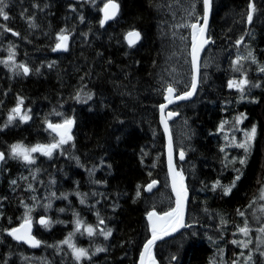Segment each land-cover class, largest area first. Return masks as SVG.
Wrapping results in <instances>:
<instances>
[{
    "label": "trees",
    "instance_id": "trees-1",
    "mask_svg": "<svg viewBox=\"0 0 264 264\" xmlns=\"http://www.w3.org/2000/svg\"><path fill=\"white\" fill-rule=\"evenodd\" d=\"M105 1L6 0L8 18L0 17V26L12 31L0 28V151L5 154L0 166V197L5 198L0 200V264H137L150 237L146 212L164 211L173 204L161 195L167 190V175L158 123L163 90L156 75L163 62V15L156 0H115L118 15L101 26ZM250 3L253 12L248 22ZM132 29L140 32L141 39L128 46L124 34ZM211 32L214 51L231 46L216 64L222 69L212 71L214 79L203 95L200 90V104L176 108V121L187 117L192 129L190 150L177 169L186 175L187 220L195 225L155 245L157 264H264V243L258 247L256 237L264 217L253 210L252 202L264 180V71L260 70L264 68V0H212ZM58 33L68 37L64 50L56 47ZM237 40L241 41L235 46ZM10 44L14 62L26 65L27 75L6 66L13 63L7 60ZM235 68L252 87L238 99L227 88ZM18 97L28 119L8 123ZM238 115L241 130L256 125L244 165L239 158L245 153L234 147L240 138L231 127ZM69 118L72 139L51 155L38 154L33 163L9 155V146L16 142L27 147L54 142L46 123ZM172 132L177 143L176 130ZM235 169L242 174L225 195L222 185H231L238 175ZM152 180L160 186L148 195L144 187ZM217 180L220 184L213 189ZM24 205L31 208V219L47 218V226L33 228L41 242L37 248L14 241L4 231L22 222ZM76 220L81 222L80 231L91 225L96 234L84 238L77 233L75 244L89 253L80 261L59 243ZM245 220L253 241L242 248L233 241ZM108 229L106 238L97 235Z\"/></svg>",
    "mask_w": 264,
    "mask_h": 264
},
{
    "label": "snow or ice",
    "instance_id": "snow-or-ice-1",
    "mask_svg": "<svg viewBox=\"0 0 264 264\" xmlns=\"http://www.w3.org/2000/svg\"><path fill=\"white\" fill-rule=\"evenodd\" d=\"M209 0H204V9H203V20H204V25L199 24L198 22H193L190 24H186V26L188 28L191 29V43H190V56H191V61H190V65H191V88L187 91H184L183 93H181L180 95H176L175 97H172V93L175 91V89L172 87V85H169L168 88L166 89L167 95L165 96V100L167 103H172L173 99L175 100H181V99H187L188 97L192 96L193 91L196 89L197 87V82H198V74H199V63H198V59H199V55H200V51L201 49L204 47L205 44L208 43V41L211 39V37H205V25L207 24L208 21V13H209ZM69 7L71 8L72 6L69 5ZM6 8V0H0V17H4L5 19L8 18V13L5 11ZM119 5L115 2V0H107V2L104 4L103 8L101 9V11L103 12V18L99 21L100 25L103 26L105 21L115 17L117 15V11H118ZM191 11H189L187 13V15L189 17H192L195 13V4H191L190 5ZM252 5L251 3L249 4V11H248V19L249 21L252 19ZM81 19H83V17H81ZM28 21L30 26L34 27V23L32 22V18L28 17ZM181 25H177V27H180ZM0 28H4L5 31L11 32L12 29H8L4 26H0ZM64 30L61 29V32H63ZM14 35H19V33H13ZM58 35V39L64 41L65 43H58L56 45L57 48H62L66 46V41L68 39L67 35H60L59 33ZM124 39L128 42L129 46L134 45L138 40L141 39V34L139 31L132 29L130 31H128L127 33H125L124 35ZM183 39V38H182ZM237 44L240 43V40L236 41ZM14 46L13 45H9V57L7 58V60L9 61H13V63H11V65H8L6 62V66H9L10 68H14L17 71H19V69H23V72L25 74H27L29 72V68L24 65L23 63H20L19 65H17L14 62V51H13ZM248 56L253 60V62H255V57L252 55L251 52L248 53ZM240 57H237V60H239ZM236 61H233V64H235ZM261 71H264V68L260 69ZM36 71H39V68L36 69ZM248 81L246 79H241L239 81V83L234 84L233 81H229L228 82V86L230 88L232 87H236V88H240L242 90V86L247 84ZM86 95L88 96V98H91V93H86ZM80 97V92L78 91L76 94V98L79 99ZM243 98V97H242ZM22 103V98L18 97L17 98V104L16 106L10 110V114L8 116V123H11V121L13 120V113H15V115L20 116L21 120H27L28 116L26 115H21L20 114V104ZM160 110H161V115H160V123L164 125V130L165 133L167 134L168 132V124H167V118L164 115V109H165V104H161L160 106ZM177 115V113L174 112H169L168 113V117ZM243 115V114H241ZM239 122V118H237V123ZM72 119H67L65 120L62 124L60 125H52L49 124V127L52 128L54 131L57 132V134L60 136V139L58 141H56L55 143L52 144H48V145H40V144H36L32 147H27L25 145H23L20 142H16L13 143L9 146V155L12 158H16V159H21L25 162L28 163H32L35 159V157L32 155V153H35L37 151L42 152L44 155H51L52 154V150L54 148L60 147L62 144L66 143L67 141L71 140L72 137L69 134V130L72 126ZM256 134V125L253 124L251 126V129L247 132H245V140L240 142L238 147L243 148L244 152H245V156L244 157H240L239 158V163L241 165H244L246 163V156L249 152L250 146H251V142L254 139ZM172 141L171 138L169 137V141H168V152H169V159H168V163H169V176L171 178V187H172V192L174 193L175 196V200L174 203L169 206L167 208V210L164 211H157L155 208H153L152 210L146 212V216H147V221H148V228L149 231L151 233V236L146 239V241L143 244V248L140 251V260H139V264H157V261L153 255L152 252V247L153 244L161 239L164 236H168L171 233H174L177 231L178 228L184 227V216H185V207H186V202L188 200V188L185 185V177L182 171H176L173 166H172ZM5 157V154L3 152H0V160H3ZM180 158L183 159L184 158V153L183 151H181L180 153ZM234 160L236 158H233ZM77 163H79V160L77 158ZM235 171L238 173V175H236L233 178V181L231 183L230 186H224L223 187V191L225 195H228L231 191V188L235 186L236 181H238L240 179V176L242 173H240L239 169H235ZM12 184H15V181L11 182ZM157 183V181L153 180L151 181V184H149L147 187L150 190L152 185H155ZM220 184V181L217 180L213 183L212 187L213 189H215L217 187V185ZM29 187H31L29 185ZM261 194L262 196H264V188L261 189ZM63 195V194H62ZM77 195H80L79 193H77ZM136 195L139 196L140 195V191H139V185L137 186V192ZM5 198L0 197V200H3ZM35 199V198H34ZM81 203H84V200L81 199L80 201ZM23 203V202H21ZM50 205H45V207L47 208ZM0 207H2V205H0ZM25 207V211L22 217V222L19 224L18 227L15 228H11V229H4L5 232H8L11 236H13L16 240L18 241H25L29 244L32 245H38L39 243H41L40 241L36 240L35 237H33L30 232H31V227H32V222H31V217H30V212H31V208H29L27 205H24ZM261 210L264 211V205H261ZM59 211H63V209H60ZM3 213L0 212V215H2ZM238 214L243 216L244 213L239 212ZM74 216L76 215L75 213L73 214ZM102 222V221H101ZM40 223L41 224H45L46 225V221L44 217L40 218ZM74 223L76 224V229H79L81 222L79 220L74 221ZM221 223H225V221L222 219ZM47 226V225H46ZM90 235L93 231L92 226L89 225L86 227L85 229ZM237 230L241 233H243L245 236L248 235V227H247V220H245V227H238ZM258 233H264V225H261L260 228L257 229ZM111 233V229H108L106 232H103V234L105 235V237H107L109 234ZM71 236L72 233H69V235L67 237H65V239L63 241H60L59 243L61 244H68V247L72 249V255L74 256L76 261H80L82 257H87L89 255L88 251L83 249V248H77L72 242H71ZM233 243H238L237 241H233ZM240 246L243 247H247L248 246V241H243V242H239ZM261 243H264V237L258 235L257 236V246L259 247V245ZM103 249L97 248L96 251H102ZM251 255V253H249V256ZM262 255H264V253H262ZM173 260L176 259L175 256L172 257ZM247 259V258H246ZM233 264H235V261H233Z\"/></svg>",
    "mask_w": 264,
    "mask_h": 264
},
{
    "label": "rangeland",
    "instance_id": "rangeland-1",
    "mask_svg": "<svg viewBox=\"0 0 264 264\" xmlns=\"http://www.w3.org/2000/svg\"><path fill=\"white\" fill-rule=\"evenodd\" d=\"M156 2H157L156 4L157 8L161 11V14L163 15V23L160 27L161 28L160 34H161V37L164 38L165 40V43H163L164 44L163 59H162L163 62H162L160 69L157 72L156 80H157V83L159 85L161 84L163 88H165L166 86L172 85L177 91H182L183 89H187L190 83V66H189V57H188L189 28L186 26V24H190V23L197 22V21L200 22L202 13H201V9L198 7L201 4V0H156ZM193 3L195 4L196 10H195L194 15L192 17H189L187 13L191 11L190 5ZM177 25H181V26L177 27ZM210 36H211V33H210ZM59 42L60 40H58L57 43ZM239 44H236L235 46H238ZM230 47L231 46L221 48L222 50L221 52L214 51L213 49H207L205 51L202 61H201V72H200V85H202V89H203L202 95L204 94V91L207 88H209L210 83L214 79L212 78V71L215 72V71H219L220 69H222V68H216V64L220 63L219 61H222L226 57L227 55L226 52L229 51ZM222 63L220 65H222ZM241 79L248 80L245 75L243 76L239 75L237 77L233 76L230 80L233 81L234 84H236V83H239ZM244 86L250 87V84L247 83L243 85L242 88H244ZM227 88L232 90V92L240 89L236 87L230 88L228 86V83H227ZM199 94H201V91ZM196 105H191L190 107H194ZM12 115H13V120L11 122H13L16 118L20 122L26 121V120H21L20 116H16L14 115V113ZM22 115L27 116V113L23 112ZM237 118H239V122L237 123V119H236L231 127L235 130V133H237L240 140H237V142L234 144V147L244 152V149L238 147V145L240 142L245 140V131L239 128V125L242 122V117H237ZM186 122L187 123L190 122L189 118L187 117L185 118V120L182 119L179 121H175L171 125L172 128L176 130V135L178 136L177 143H175V146L178 150L180 151L182 150L185 153H187L191 147L190 141H189L190 140V131H189L190 125L188 127V124ZM238 129H240L241 131H239ZM58 140L59 139L56 138L54 142H50L48 144L55 143ZM68 142L69 141H67L66 143L62 145H65ZM48 144H42V145H48ZM61 146L54 148L52 150V153L56 151L57 149H60ZM38 154H39L38 152L32 153V155L35 157L34 161L36 160ZM39 155H44V154L41 152ZM45 156H49V155H45ZM191 164H192L191 161H189L188 164H186V166H189V168H187L188 170L191 169L190 167ZM184 177H185V182H186L185 174H184ZM262 188H264V180L261 184L260 189L258 188L259 191L256 193L254 200L252 202H254L253 210L256 211L257 214H260L261 217H264V211L261 210V205H264V196H262L261 194ZM167 190H168V184H167ZM167 190H163L161 195L164 197L165 196L169 197L173 201V198L169 190L168 191ZM241 227H245V225ZM85 229L86 227H83L81 228V231H80V228L76 229V224H74V227L72 228V231L70 232L72 233L71 242L77 248H81L75 244V238L77 236V233L80 232L84 238H90L96 235L95 229L93 227H92L93 231L91 235ZM248 229L249 231H248L247 236H245L243 233L236 230L235 234H236V241L238 242L237 244L240 245L239 242H243V241H248V243L253 241L252 230L249 227ZM103 232L105 231H101L97 235L100 236L101 238H106ZM258 235H262L264 237L263 233L256 232V237ZM66 245L68 246V244ZM70 250L72 252L71 248ZM82 258H85V257H82ZM244 260L247 262L248 259L244 258Z\"/></svg>",
    "mask_w": 264,
    "mask_h": 264
},
{
    "label": "water",
    "instance_id": "water-1",
    "mask_svg": "<svg viewBox=\"0 0 264 264\" xmlns=\"http://www.w3.org/2000/svg\"><path fill=\"white\" fill-rule=\"evenodd\" d=\"M251 5H252V4H251ZM208 7H209L208 21H207V24L205 25V29H206V30H205V37H206V38H207V28H208V26H209L210 19H211V0H209ZM203 8H204V0H203ZM251 10H252V9H251ZM117 13H118V11H117ZM103 15H104V14H103V12L101 11V19L103 18ZM112 19H114V17H112V18L106 20L103 26H105L106 24H108ZM202 25H204V20L202 21ZM190 32H191V30H190ZM138 41H139V40H138ZM138 41H137V42H138ZM125 42L128 44V42H127L126 40H125ZM137 42H136V43H137ZM60 43H65V42L62 41V40H60ZM136 43H135V44H136ZM211 43H212V41L209 40L208 43L205 44L204 47H203V48L201 49V51H200V55H199V59H198V63H199L198 82H197V87H196V89L193 91L192 96L188 97L187 99H181V100H175V99H173L172 103H167L166 100H165V96L167 95L166 89H167L168 87L164 90V97H163L164 102H163L162 104H165L164 115H165V117L167 118V124H168V132H167V134L165 133L164 125L160 123V115H161L160 107H159V111H158V122H159V126H160V128H161V130H162V132H163L164 140H165V167H166L167 178H168V186H169L170 194H171V196H172V198H173V203H174V200H175V196H174V193L172 192L171 178H170V176H169V163H168L169 152H168V141H169V137H170V138H171V141H172V146H173V147H172V166H173V168L177 171V167H176V163H175L176 159H175V154H174V142H173V136H172V132H171V128H170V122H171L173 119H175V118L178 117V113H177V112H174V113H177V115H174V116L168 117V113H169V112H173V111H171L169 108L172 107L173 105L178 104V103L191 101V100L195 97L196 92H197V89H198V86H199V78H200V61H201L202 53L204 52V50H205V49H206ZM132 46H133V45H132ZM64 48H65V47L58 48V49H59V50H63ZM189 58H190V61H191L190 47H189ZM24 74H25V73H24ZM27 74H28V73H27ZM27 74H25V75H27ZM172 87H173V86H172ZM173 88H174V87H173ZM190 88H191V86H190ZM190 88H189V89H190ZM174 89H175V88H174ZM171 95H172V97H175V96L177 95V91H176V89H175V91H174ZM178 95H180V94H178ZM22 110H23V107L20 106V113H21ZM50 124H52V125H60V124H53V123H50ZM61 124H62V123H61ZM47 127H48V129H49L54 135H56L58 138H60V136L57 134V132L54 131L52 128L49 127V124H48ZM71 127H72V126H71ZM70 129H71V128H70ZM69 131H70V130H69ZM0 152H1V151H0ZM180 153H181V152H179V153L177 154V159H178L179 161H183V160L185 159V154H184V158L181 159V158H180ZM3 160H4V159H3ZM3 160H0V165H1V163L3 162ZM152 181H153V180H152ZM155 181H157V180H155ZM184 182H185V181H184ZM149 184H151V182H149V183L145 186V188H144L145 193L148 194V195L154 193V192L159 188V186H160V183L157 181V183H156L155 185H152L151 189L149 190L148 187H147ZM185 185L187 186L186 183H185ZM187 188H188V187H187ZM188 201H189V189H188V200H187V202H186L185 216H184V225H185V226H184V227H181V228H178L176 232L171 233V234H169L168 236H164V237H162L161 239L157 240V241L153 244V247H152V252H153L154 257H155V254H154V247H155V245H156L157 243H159V242H161V241H164V240L171 239V238L177 236L178 234H180L181 232H183L184 230H188V229L193 225V223H188V222H187ZM151 210H152V209H151ZM149 211H150V210H149ZM40 218H41V217H40ZM40 218L37 219V223H38V225H43V224L40 223ZM145 219H146V222H147V225H148V221H147V216H146V215H145ZM45 220H46V219H45ZM17 227H18V226H17ZM148 229H149V228H148ZM149 232H150V231H149ZM30 234L33 236V234H32V227H31V232H30ZM150 236H151V233H150ZM11 237H12L15 241H17V242H19V243H21V244H24L25 246H27V247H29V248H37V247L39 246V244H38V245H32V244H29V243H27V242H25V241H18V240H16L13 236H11ZM33 237H34V236H33ZM35 239L37 240V238H35ZM142 248H143V247H142ZM155 259H156V258H155ZM139 260H140V255H139V257H138L137 264H139ZM156 261H157V260H156Z\"/></svg>",
    "mask_w": 264,
    "mask_h": 264
},
{
    "label": "bare ground",
    "instance_id": "bare-ground-1",
    "mask_svg": "<svg viewBox=\"0 0 264 264\" xmlns=\"http://www.w3.org/2000/svg\"><path fill=\"white\" fill-rule=\"evenodd\" d=\"M107 1H105L104 2V4L106 3ZM116 2V1H115ZM117 4H118V2H116ZM104 4L102 5V7H101V9L103 8V6H104ZM156 4H157V2H156ZM253 4V3H252ZM119 5V4H118ZM256 7V6H255ZM198 8H200L201 9V13H202V16H201V20H200V22L199 21H197L199 24H201L202 25V21H203V0H201V4L199 5V7ZM119 9L120 8H118V13H119ZM200 11V10H199ZM118 13H117V15H118ZM100 14H101V10H100ZM116 15V16H117ZM116 16L114 17V19L116 18ZM211 17H212V0H211ZM114 19H112V20H114ZM100 20H101V16H100ZM111 20V21H112ZM247 20H248V22H249V19L247 18ZM110 21V22H111ZM262 23H263V21H261ZM260 22V23H261ZM107 25V24H106ZM209 29H210V32H209ZM190 28H189V31H188V33H189V36H188V38H189V47H190V43H191V32H190ZM138 31V30H137ZM209 33H212L211 32V19H210V23H209V26H208V28H207V37H209L210 36V34ZM252 33V32H251ZM125 35V34H124ZM211 36H212V34H211ZM210 36V37H211ZM211 41H212V43L205 49V50H207V49H214L215 48V45H216V42H215V39L213 38V36L211 37V39H210ZM124 41H125V39H124ZM140 41V40H139ZM138 41V42H139ZM137 42V43H138ZM60 43V42H59ZM136 43V44H137ZM58 44V43H57ZM127 44V43H126ZM128 45V44H127ZM135 45V44H134ZM129 46V45H128ZM189 47H188V57H189ZM58 49V48H57ZM59 50V49H58ZM64 50V49H63ZM205 50H204V52L202 53V57H201V61H202V58H203V55H204V53H205ZM201 61H200V72H201ZM189 66H190V72H191V65H190V58H189ZM23 70V69H22ZM190 86H191V75H190V83H189V86H188V88L187 89H183L182 91H177V95L178 94H181V93H183L184 91H187V90H189V88H190ZM168 86H166L165 88H163L162 87V90H163V97H164V90L167 88ZM202 89V85H200V78H199V86H198V89H197V92H196V95H195V97L191 100V101H187V102H182V103H178V104H176V105H173L172 107H170L169 109L171 110V111H173V112H177L178 113V117L177 118H175V119H173L171 122H170V128H171V132H172V123L173 122H175L176 120H178V118H179V111L176 109L177 108V106L178 105H180V104H186V103H188V102H192L193 100H195L196 98H197V100L199 99L198 97H199V95L200 94H198V93H200L199 91ZM163 102H164V100H163ZM162 102V103H163ZM161 103V104H162ZM160 104V105H161ZM159 105V106H160ZM21 106V105H20ZM158 111H159V108H158ZM22 113H23V110L21 111V115H22ZM14 115H15V113H14ZM16 116H18V115H16ZM51 122H47L46 123V129L53 135V136H55L49 129H48V124H50ZM159 123V122H158ZM160 127V126H159ZM161 129V128H160ZM162 131V130H161ZM162 134H163V132H162ZM172 136H173V132H172ZM56 137V136H55ZM163 137H164V135H163ZM57 138V137H56ZM164 142H165V140H164ZM173 142H174V154H175V159H176V161H175V163H176V167H177V163H185V159H186V153L185 152H183L184 154H185V159L183 160V161H179L178 159H177V154L179 153V152H181L180 150H178L177 148H176V146H175V139H174V136H173ZM164 150H165V148H164ZM166 168V167H165ZM166 175H167V172H166ZM158 181V180H157ZM151 182V181H150ZM159 182V181H158ZM148 184V183H147ZM146 184V185H147ZM167 184H168V178H167ZM145 185V186H146ZM145 188V187H144ZM168 190H169V186H168ZM169 192H170V190H169ZM151 195V194H150ZM40 217H44L46 220V222H47V218H46V216H44V215H40V216H38V217H36V219H34V224H36V225H38V223H37V219L38 218H40ZM39 227H44V226H46L45 224H43V225H38ZM10 235V234H9ZM10 237H11V235H10ZM12 238V237H11ZM13 239V238H12ZM14 240V239H13ZM15 241V240H14ZM17 242V241H16ZM19 243V242H18ZM24 245V244H23ZM39 245H40V243H39ZM138 261V260H137Z\"/></svg>",
    "mask_w": 264,
    "mask_h": 264
},
{
    "label": "flooded vegetation",
    "instance_id": "flooded-vegetation-1",
    "mask_svg": "<svg viewBox=\"0 0 264 264\" xmlns=\"http://www.w3.org/2000/svg\"><path fill=\"white\" fill-rule=\"evenodd\" d=\"M209 32H210V29H209ZM210 34V33H209ZM243 76L244 74H243V72H240L239 70H238V68H235V72H234V75L233 76H235V77H237V76ZM248 81V80H247ZM248 84H249V82H248ZM250 88V92L252 91V87L250 86V87H248V86H244V88H242V90L241 89H239V90H236V91H233L234 92V94L236 95V97H237V99L238 98H242L244 95L243 94H247L248 93V89ZM240 100V99H239ZM188 103H190V102H188ZM196 104H200L198 101H197V98L195 99V100H193L192 102H191V105H196ZM235 105L237 104V101L234 103ZM238 117H242L241 115H238ZM187 123V122H186ZM188 124V127H189V125H190V122H188L187 123ZM190 129V128H189ZM191 130L192 129H190L189 131L191 132Z\"/></svg>",
    "mask_w": 264,
    "mask_h": 264
}]
</instances>
